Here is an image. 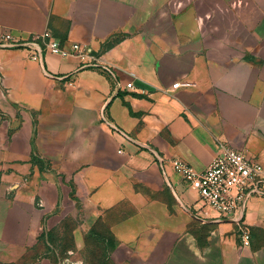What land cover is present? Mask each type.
Wrapping results in <instances>:
<instances>
[{"label": "crops", "instance_id": "obj_1", "mask_svg": "<svg viewBox=\"0 0 264 264\" xmlns=\"http://www.w3.org/2000/svg\"><path fill=\"white\" fill-rule=\"evenodd\" d=\"M45 29L114 74L0 45V264H89L106 234L111 264H264V196L221 214L171 164H264V0H0V33Z\"/></svg>", "mask_w": 264, "mask_h": 264}, {"label": "built area", "instance_id": "obj_2", "mask_svg": "<svg viewBox=\"0 0 264 264\" xmlns=\"http://www.w3.org/2000/svg\"><path fill=\"white\" fill-rule=\"evenodd\" d=\"M0 45L26 48L32 59H40L44 51L61 56L73 55L81 61L82 66L98 67L114 74L113 65L86 44L72 42L66 47L49 29L28 38H21L9 30H4L0 33ZM68 83L72 81L69 80ZM179 84L187 82L177 81L172 87ZM126 86L131 87L132 81L127 82ZM122 134L131 139L126 132ZM171 164L183 179L198 190L200 200L221 214L242 209L253 195L264 196V164L223 141L217 142V152L202 170L195 169L180 157H173ZM238 235L241 246L249 245V231L244 225L239 227Z\"/></svg>", "mask_w": 264, "mask_h": 264}, {"label": "rangeland", "instance_id": "obj_3", "mask_svg": "<svg viewBox=\"0 0 264 264\" xmlns=\"http://www.w3.org/2000/svg\"><path fill=\"white\" fill-rule=\"evenodd\" d=\"M82 216H84V215H82ZM94 225L95 226L96 225H100V229L102 231H105V234H106V229H107L106 222H103L102 220H99L98 219L97 220V223L94 224ZM106 235H108V234H106ZM62 237H65V240L63 242H61V245L64 248V246H66L67 244H70L71 241L68 240V234L63 235ZM87 244H88V248L89 249H92L93 250V248H94L96 251H99V252L101 251V247L97 245L98 244V241L88 240L87 241ZM47 246H49V247H51V246L56 247L55 244H54L53 238H50L49 237V243L47 244ZM84 250L85 249H83V250L80 251V253H81L80 257L84 260V262L86 261V263L88 262L89 264H95L93 262L94 260L91 258V255H88L89 254L88 253L89 251H87V249H86V253H85ZM49 255L51 256V258H53L56 261L58 257H60V258L66 257L67 253H65L63 251V249H57L56 251L50 252Z\"/></svg>", "mask_w": 264, "mask_h": 264}, {"label": "trees", "instance_id": "obj_4", "mask_svg": "<svg viewBox=\"0 0 264 264\" xmlns=\"http://www.w3.org/2000/svg\"><path fill=\"white\" fill-rule=\"evenodd\" d=\"M96 229V227L93 225L91 227V232H94ZM107 238L106 240H96L98 241V246L101 247V251H96L94 248L93 250L90 249V253L88 255H91V258L94 260L93 262L95 264H111L109 259H106V253H107V249L109 248V246H111L112 243V237L108 234L106 235Z\"/></svg>", "mask_w": 264, "mask_h": 264}]
</instances>
